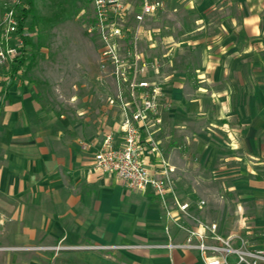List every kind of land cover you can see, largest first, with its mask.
Here are the masks:
<instances>
[{
    "label": "crops",
    "instance_id": "obj_1",
    "mask_svg": "<svg viewBox=\"0 0 264 264\" xmlns=\"http://www.w3.org/2000/svg\"><path fill=\"white\" fill-rule=\"evenodd\" d=\"M162 1L159 34L143 44L169 66L156 78L159 149L145 161L157 176L172 169L193 214L263 244L264 0ZM21 71L0 62V264H200L195 250L152 246L186 233L150 186L95 169L104 135L121 141L120 105L87 115L75 80L45 97Z\"/></svg>",
    "mask_w": 264,
    "mask_h": 264
},
{
    "label": "built area",
    "instance_id": "obj_2",
    "mask_svg": "<svg viewBox=\"0 0 264 264\" xmlns=\"http://www.w3.org/2000/svg\"><path fill=\"white\" fill-rule=\"evenodd\" d=\"M90 1L96 20L93 28L98 31L103 42L101 68L106 70L108 63L114 66L116 87L114 96L109 95V101L118 103L121 107V141L116 144L112 132L104 135L94 155L95 169L116 173L130 188L146 189L150 186L161 199L166 221L186 233L181 241H168L152 246L195 250L200 255V264H261L264 262V243L258 245L252 237L246 235H224L219 231L217 222L205 221L193 214L190 202L181 200L174 190L172 169L165 166L162 174L157 176L145 161L148 149L152 152H158L159 149L153 133L155 124L160 122L159 108L163 91L162 84L157 79L147 77V73L150 69L158 73L164 63L161 59H145L139 42L146 18L162 9L164 2L140 0V9L135 13L136 23L130 29L120 24L126 19L125 15L131 5L129 0ZM0 26L3 29L2 41L7 42L12 35L15 36L13 44L5 49L0 46V61L12 60L22 51L25 46L24 37L29 33L26 28L21 33L18 31L14 8L5 14ZM126 38H131V45L124 51L126 57H123L118 41ZM204 204L205 200L200 199L197 206L202 208ZM261 237L264 238V230ZM54 248H60V245Z\"/></svg>",
    "mask_w": 264,
    "mask_h": 264
},
{
    "label": "rangeland",
    "instance_id": "obj_3",
    "mask_svg": "<svg viewBox=\"0 0 264 264\" xmlns=\"http://www.w3.org/2000/svg\"><path fill=\"white\" fill-rule=\"evenodd\" d=\"M129 2L131 5L125 15L126 19L120 24L132 29L136 23L135 13L141 1ZM24 4V0H0V23L11 8H14L17 14L20 12L19 5ZM157 12L149 16L146 24L144 23L147 30L142 32L139 42L143 56L148 60L161 59L158 57L159 53L144 52L145 45L143 47L145 40L155 41L159 34L157 26L160 23L153 19L159 14ZM95 22L94 7L90 0H34V9L26 20V29L29 33L27 37L30 42L24 46L28 58L27 67L21 71L24 77L36 83L45 97L60 94L59 88L61 89L63 78L68 81L75 80L79 97L77 107L87 108L85 113L91 116L100 114L105 103L118 106L117 103L109 101V95L114 96L116 87L114 66L108 63L106 70L101 68L103 42L98 31L93 28ZM2 31L0 26V46L5 49L13 44L15 36L12 35L7 42L2 41ZM130 39L118 41L123 57H126L124 51L131 45ZM11 61L10 59L0 61L3 70L9 71ZM164 68L167 70L169 66L164 64ZM158 74L150 69L147 77L156 79ZM94 81L101 82L100 85H104L105 90L101 91L96 87ZM62 87L65 91L61 92L70 91L68 85L62 84ZM94 94L101 99L95 103L89 102L90 96ZM60 104L68 106L65 102Z\"/></svg>",
    "mask_w": 264,
    "mask_h": 264
},
{
    "label": "trees",
    "instance_id": "obj_4",
    "mask_svg": "<svg viewBox=\"0 0 264 264\" xmlns=\"http://www.w3.org/2000/svg\"><path fill=\"white\" fill-rule=\"evenodd\" d=\"M25 4L20 6L19 5V10L16 14V17H18V31L21 33L24 31L26 27V20L29 16V14L33 11L34 9V0H24ZM18 6V4H17ZM24 43L25 46L28 45L30 42L28 40V37H24ZM27 55H26V50L25 47H23L22 51L18 53L11 61V68L13 70H19L24 67H27Z\"/></svg>",
    "mask_w": 264,
    "mask_h": 264
}]
</instances>
